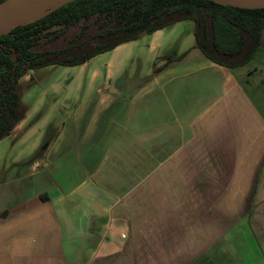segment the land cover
<instances>
[{
	"label": "crops",
	"instance_id": "0c3cea01",
	"mask_svg": "<svg viewBox=\"0 0 264 264\" xmlns=\"http://www.w3.org/2000/svg\"><path fill=\"white\" fill-rule=\"evenodd\" d=\"M195 29L141 33L34 107L19 79L0 264H264L263 71L212 62Z\"/></svg>",
	"mask_w": 264,
	"mask_h": 264
},
{
	"label": "trees",
	"instance_id": "16d2710c",
	"mask_svg": "<svg viewBox=\"0 0 264 264\" xmlns=\"http://www.w3.org/2000/svg\"><path fill=\"white\" fill-rule=\"evenodd\" d=\"M186 19L195 21L197 47L228 69L248 64L261 44L264 8L209 0H73L0 33V140L25 117L17 83L28 70L82 65L141 33Z\"/></svg>",
	"mask_w": 264,
	"mask_h": 264
},
{
	"label": "rangeland",
	"instance_id": "374dc122",
	"mask_svg": "<svg viewBox=\"0 0 264 264\" xmlns=\"http://www.w3.org/2000/svg\"><path fill=\"white\" fill-rule=\"evenodd\" d=\"M105 58H107V56H97L96 59H93L90 62V64L95 65L97 62H100ZM246 66L250 68L251 71H254L255 67L258 66V68L263 71L261 76L263 78L262 80H264V31L261 46L255 53L253 59L246 64ZM78 71H81V65H55L33 70V80L28 78L22 79L19 82V89L23 97V102L28 107H34L35 101L38 100V94L42 92L51 93L54 91H64L68 83L67 80L72 76L77 75L76 73H78Z\"/></svg>",
	"mask_w": 264,
	"mask_h": 264
},
{
	"label": "bare ground",
	"instance_id": "6f19581e",
	"mask_svg": "<svg viewBox=\"0 0 264 264\" xmlns=\"http://www.w3.org/2000/svg\"><path fill=\"white\" fill-rule=\"evenodd\" d=\"M70 1L73 0H42L34 6L9 15L0 20V33L13 27L36 21ZM262 1L264 3V0Z\"/></svg>",
	"mask_w": 264,
	"mask_h": 264
},
{
	"label": "water",
	"instance_id": "95a60500",
	"mask_svg": "<svg viewBox=\"0 0 264 264\" xmlns=\"http://www.w3.org/2000/svg\"><path fill=\"white\" fill-rule=\"evenodd\" d=\"M42 0H4L0 2V20L5 17L12 15L14 13L20 12L34 6ZM222 5H228L235 8L242 9H259L264 8V3L262 0H209ZM165 62L159 64L162 65Z\"/></svg>",
	"mask_w": 264,
	"mask_h": 264
}]
</instances>
